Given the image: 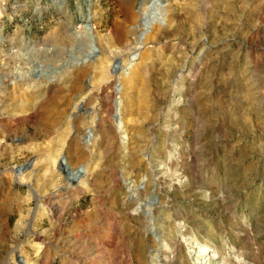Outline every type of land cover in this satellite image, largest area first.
Instances as JSON below:
<instances>
[{
	"label": "rangeland",
	"instance_id": "obj_1",
	"mask_svg": "<svg viewBox=\"0 0 264 264\" xmlns=\"http://www.w3.org/2000/svg\"><path fill=\"white\" fill-rule=\"evenodd\" d=\"M0 264H264V0H0Z\"/></svg>",
	"mask_w": 264,
	"mask_h": 264
},
{
	"label": "bare ground",
	"instance_id": "obj_2",
	"mask_svg": "<svg viewBox=\"0 0 264 264\" xmlns=\"http://www.w3.org/2000/svg\"><path fill=\"white\" fill-rule=\"evenodd\" d=\"M85 29L87 30L88 33L90 32V27L88 25L85 26Z\"/></svg>",
	"mask_w": 264,
	"mask_h": 264
}]
</instances>
